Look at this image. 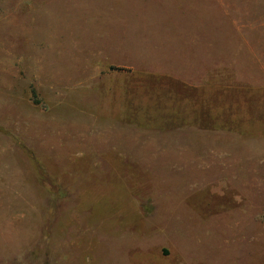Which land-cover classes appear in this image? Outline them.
Listing matches in <instances>:
<instances>
[{"label":"rangeland","instance_id":"obj_1","mask_svg":"<svg viewBox=\"0 0 264 264\" xmlns=\"http://www.w3.org/2000/svg\"><path fill=\"white\" fill-rule=\"evenodd\" d=\"M0 264H264V0H0Z\"/></svg>","mask_w":264,"mask_h":264}]
</instances>
